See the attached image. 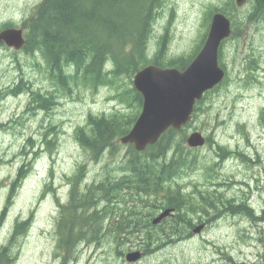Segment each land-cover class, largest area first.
<instances>
[{"label": "rangeland", "instance_id": "rangeland-1", "mask_svg": "<svg viewBox=\"0 0 264 264\" xmlns=\"http://www.w3.org/2000/svg\"><path fill=\"white\" fill-rule=\"evenodd\" d=\"M41 1L0 0V30L9 22L13 26H21ZM226 1L166 0L155 21L150 41L151 55L158 49L160 37L166 30L169 35L167 59L192 54L208 32L211 22L207 21L209 10L225 8ZM246 39L242 36L233 44H223L220 61L229 71L227 79L202 101L193 125L185 130L187 134L199 130L207 138L203 147L193 150L196 154L194 168L183 171L184 177L176 183L181 185L182 191L193 193V197L197 189L201 196L211 194V197L213 192L228 197L240 196L245 190L252 193L256 185L252 178L255 174L259 179L264 177V140L260 138L258 124L262 78L259 76L261 73L256 72L247 79V68L240 64ZM248 42L257 46L259 37ZM238 47L239 51L236 50ZM15 52L4 43L0 47V92L19 82L22 75L25 80L31 81L30 86L34 90L40 89L44 93L55 91L53 81L47 77V65L39 64L42 62L40 53L34 56L23 49L16 55ZM234 58H237V64ZM131 79L123 75L114 86L99 87L97 90L83 85L73 86L71 93L58 90L59 94L55 97L58 103L50 113L37 110L31 117L26 114L30 88L19 95L1 97L0 93V124H5L0 126V246L8 242L17 219L28 221L26 231L14 243L15 255L11 264H206L211 261L213 253L204 250L205 238L223 244L231 237L240 236L241 230L234 228L230 223L232 220L228 219L205 231L197 240L192 235L185 236L182 241L166 243L156 251L145 252L142 259L136 262H128L125 259L128 252L146 250L140 242L149 231V226L144 223L149 217L142 214L136 220L144 229L139 236L131 234L123 240L103 237L98 242L79 243L78 253L73 256L58 253L56 221L59 203L67 202L70 196L68 178L83 164L86 168L80 183L82 189L108 175H120L114 168L130 151L128 144L119 142L115 160H111V154L106 152L99 159L91 158L89 150L77 141L75 128L86 125L90 113L110 114L120 109L133 114L136 110L134 104L129 106L120 102L117 94L133 84V77ZM232 150L247 152L253 162L245 160L244 155L228 157L227 154L221 157ZM21 168L24 172H20ZM246 180L250 181V187L242 184ZM258 204L264 205V199L258 197ZM192 206H196V199ZM161 211L157 209L154 217ZM191 213L194 214V211ZM128 221L132 222V219ZM176 222L173 215L162 224L152 221L151 225H161L156 227V232L162 238L166 235L162 229L168 233ZM184 224L179 223L180 227ZM135 227L132 230L137 233Z\"/></svg>", "mask_w": 264, "mask_h": 264}, {"label": "trees", "instance_id": "trees-1", "mask_svg": "<svg viewBox=\"0 0 264 264\" xmlns=\"http://www.w3.org/2000/svg\"><path fill=\"white\" fill-rule=\"evenodd\" d=\"M165 3L166 0H42L23 21L26 36L23 50L34 56L41 54L39 64L47 65V77L53 81L55 91L34 90L31 81L22 75L19 82L2 89L1 97L19 95L30 88L26 114L31 117L37 110L50 113L58 103L55 99L58 90L71 93L73 86L83 85L93 90L114 86L121 76L131 79L135 72L148 64L185 69L202 47L207 34L192 54L167 59L169 35L166 30L160 37L158 49L151 55L150 41L155 21ZM216 11L226 13V6L210 9L208 23ZM9 26L13 24L5 23L1 28ZM0 43L1 47L3 42ZM221 54L222 50L220 59ZM220 62L224 66L223 61ZM211 92L199 101L193 120L187 126L180 130L170 128L157 143L144 151L128 144L129 154L114 168L120 175H108L99 181L85 183L87 186L82 189L80 183L86 168L83 164L68 178L70 196L67 202L59 203L56 221L58 253L73 256L78 253L79 243L90 244L103 237L123 240L131 234L139 236L144 229L136 220L142 214L149 217L144 220L149 231L140 242L146 252L152 251L153 246L156 251L166 243L190 236L193 227L191 211L195 210L193 193L182 191L181 185L176 183L184 177L183 171L195 166L196 154L187 144L185 130L193 125L199 105ZM117 94L120 102L129 106L134 104L136 110L133 114L120 109L110 114L90 113L86 125L75 128L77 141L89 150L91 158L99 159L106 152L111 154V160H115L121 137L131 130L141 112L143 96L133 84ZM22 170L24 172L22 168L20 172ZM126 196L131 200L125 199ZM167 208L175 210L177 222L168 233L163 228L166 235L161 238L156 232V227L161 225H151V222L157 209ZM184 222L186 224L180 227L179 223ZM133 226H136L137 233L132 230ZM27 227L28 221L17 219L8 242L0 246V264L12 263L14 243Z\"/></svg>", "mask_w": 264, "mask_h": 264}, {"label": "water", "instance_id": "water-1", "mask_svg": "<svg viewBox=\"0 0 264 264\" xmlns=\"http://www.w3.org/2000/svg\"><path fill=\"white\" fill-rule=\"evenodd\" d=\"M244 1L238 0V4ZM230 32L229 19L217 12L203 47L184 70L149 64L134 74V86L143 96V105L130 132L121 137L123 143H132L137 150L144 151L157 143L169 128L181 129L191 121L197 102L225 77L219 51ZM0 41L19 50L26 42L24 29H4L0 32ZM205 141L200 131H193L187 138L191 147L202 146ZM171 211L167 209L154 222H160ZM141 256V251H134L126 257L128 261H137Z\"/></svg>", "mask_w": 264, "mask_h": 264}, {"label": "flooded vegetation", "instance_id": "flooded-vegetation-1", "mask_svg": "<svg viewBox=\"0 0 264 264\" xmlns=\"http://www.w3.org/2000/svg\"><path fill=\"white\" fill-rule=\"evenodd\" d=\"M225 14L231 27L230 35L225 43L233 44L240 37H247L240 58V64L247 68L246 78H252L253 73H261V75L259 74L262 81H260V121L258 124L260 126V138L264 140V0H245L241 5L238 4V0H227ZM256 37H259L260 41L257 46L248 42V40L252 41ZM236 50L239 51L240 48L238 47ZM234 60L237 64V58ZM252 146L258 149L255 145ZM257 153H259L258 150ZM227 154L228 157L244 155L245 160L252 161L251 156L249 157L247 152L241 150H232L221 155V157H225ZM252 179L256 181L253 192L245 190L247 192L243 191L240 196L228 197L217 192H213L212 197L211 194L201 196V193L198 194L199 190H196V194H194L196 206L193 210L194 214L192 213V228L195 232L191 234L195 240L199 239L198 237L208 229L217 227L218 223L228 219L232 220L230 223L234 228L241 230L240 236L235 234L234 238H229L223 244L205 238L204 250L213 253L211 261L206 264H264V205L258 204V197L264 199V177L261 176L259 179L255 174ZM242 184L250 187L248 180L242 181ZM255 192L259 194L258 197ZM173 215L175 214L173 213L171 216ZM200 249L202 251L201 245ZM143 252L145 254V249Z\"/></svg>", "mask_w": 264, "mask_h": 264}, {"label": "bare ground", "instance_id": "bare-ground-1", "mask_svg": "<svg viewBox=\"0 0 264 264\" xmlns=\"http://www.w3.org/2000/svg\"><path fill=\"white\" fill-rule=\"evenodd\" d=\"M155 249H156V248H155L154 246H153V247H151V250H152V251H155Z\"/></svg>", "mask_w": 264, "mask_h": 264}]
</instances>
